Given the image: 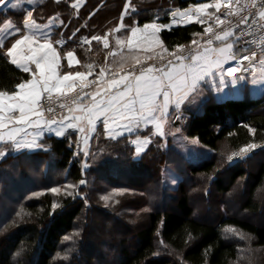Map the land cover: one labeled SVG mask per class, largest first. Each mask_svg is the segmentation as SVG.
I'll list each match as a JSON object with an SVG mask.
<instances>
[{
    "label": "trees",
    "instance_id": "trees-1",
    "mask_svg": "<svg viewBox=\"0 0 264 264\" xmlns=\"http://www.w3.org/2000/svg\"><path fill=\"white\" fill-rule=\"evenodd\" d=\"M177 1L181 8L191 3ZM143 15L138 24L151 20L150 15ZM8 16L19 25L22 12L10 11ZM167 21L161 19L160 23ZM203 32V26L195 22L162 30V55ZM77 53L82 58L79 50ZM24 79L27 75L0 53V91L11 93ZM204 93L198 109L183 111L187 116L185 136L211 151L201 162L182 157L168 135L155 136L149 131L139 133L141 141L145 136L151 140L139 156L129 143L135 134L115 140L94 134L88 140L87 157L72 131L62 138L44 136L37 143L39 148L17 153L0 145L7 149L0 158V211L5 214L0 220V264H73L85 244L84 227L94 216L124 219L134 230L131 247L127 246L128 236L116 241L118 261L109 256L102 264H264V217L261 223H254L230 212L223 200L214 199L215 219L208 222L194 216L196 208L189 197L193 192L208 203L213 191L225 195L237 181L249 180L238 209L249 214L261 211L255 197L264 189V161L255 163L254 169L249 165L264 157V89L251 97L245 85L239 98L223 100H216L212 91ZM245 125L255 133H249ZM249 143L260 148L227 163L232 152ZM162 167L179 176L175 187L164 186ZM218 172L226 176L225 181L218 178ZM80 180L86 183L81 185ZM65 184L76 185L67 190L72 195L66 194ZM8 186L14 197L4 209L2 199ZM52 188L60 192L53 193ZM74 232L79 236L63 240ZM110 244L102 246L108 254L113 251ZM84 259L90 264L93 257L85 255Z\"/></svg>",
    "mask_w": 264,
    "mask_h": 264
},
{
    "label": "snow or ice",
    "instance_id": "snow-or-ice-1",
    "mask_svg": "<svg viewBox=\"0 0 264 264\" xmlns=\"http://www.w3.org/2000/svg\"><path fill=\"white\" fill-rule=\"evenodd\" d=\"M33 6L32 8H24L23 5ZM35 0H0V9L3 10V22L0 25V49L4 50V55L9 62L19 68L22 72L28 73L31 78L24 79L17 83L14 92L0 91V143L11 144V147L19 149L27 147L29 149L39 148L40 145L35 141L25 144L22 139H18L21 132L26 133L28 128H44L49 131L55 127V135L61 137L64 135L65 121L67 128H76L75 122L86 121L91 130H95L96 122L102 119L104 126V135L107 139L115 140L118 136H123L125 132L135 134V139L129 141L135 147L137 154L141 153L145 144H151V140L145 136L141 143L142 131L147 130L149 122L155 121L157 130H161L162 124L168 121L172 115L170 106L175 109V120L182 119L181 106L190 100L193 93L198 91L200 83H207L206 77H212V86L217 91H221L227 84L226 77L231 78V83L235 85L237 81L245 80L243 73H253V83L255 79V62L257 55L252 52L251 55L237 56L233 52L235 41L228 42V38L234 35L231 23L221 29L214 31L211 25L204 28V33L211 35L207 39V45L213 44V39L220 42L222 47H205L202 52L195 54L189 53H170L175 58L169 60L166 65L145 66V62L153 59V55L147 54L152 52L153 45L163 48V44L155 39L158 32L169 27L165 24L156 22L146 23L141 28L138 22L125 24V17L130 13H135L136 8L132 6V0H125L123 11L120 15V22L109 32L103 35L82 36L78 35L80 29H76L71 36L64 38V34L60 33V39H56L53 32V23L56 18H52L47 23H38L34 17ZM75 7V5L73 6ZM226 9L225 18L215 15L219 13L221 8ZM235 7L239 10V24L245 25L251 29L257 26L264 31V0H235ZM23 11V27L18 26L9 18L10 11ZM211 10H215L214 12ZM236 14L233 10V0H211V2L197 3L186 9H177L169 13L173 21L186 19L189 23L203 24L205 20L217 21V26L226 24V17ZM63 25V21L57 28ZM83 27V26H82ZM124 31L127 33L125 39L117 38V45L123 49L127 44L129 50L125 56L123 52L119 53L121 59L119 68L122 74L117 78L113 75L109 79H105L108 68L102 67L96 78L89 80L93 75L94 65L87 64L88 72L79 70L71 71L74 61L77 60L75 49L68 50L65 46L68 41H79V45H91L92 41L102 43L105 49H109V37L112 33ZM249 32L241 30L237 40L249 35ZM14 40L10 43V47L5 41ZM262 47L261 52L264 53V36L260 37ZM195 43V41L193 42ZM247 43V41H246ZM59 45V49H57ZM138 51L146 53L141 56ZM244 51H247L245 49ZM112 56L118 53L109 50ZM66 58L68 68L66 73L60 72V60ZM230 61H235L236 67H228L224 65ZM245 62L252 65V68L244 66ZM131 63L132 68L128 72H123L127 64ZM259 63L264 65V59H259ZM35 66L34 68L32 66ZM135 65H140L137 70ZM240 72L241 75H237ZM219 78V84H216V78ZM78 89V90H77ZM88 89V91H85ZM94 89V90H92ZM75 93L73 102L76 108H68L69 115L62 116L59 120L53 117L51 120H42L44 115V106L41 104L43 97L47 96L50 100L52 94ZM162 97V100L158 98ZM61 108L66 105L61 104ZM48 112H53V108L49 106ZM18 113V115H17ZM79 113V114H76ZM7 114V119H5ZM144 125V128H141ZM248 132L254 134L255 129L248 127ZM4 129H9L8 138L5 140ZM84 132V127L77 129ZM178 132L179 129H176ZM163 135V132L160 131ZM257 145L249 143L239 149V152H233L228 156L231 161L234 157L244 158L247 153L254 150ZM7 154V149L0 147V158ZM85 157L89 155L88 151L84 152ZM88 165L85 164L84 168ZM85 180H80V184L84 185ZM66 194L72 195L69 189H75L76 185L65 184ZM51 192H60L59 188H52ZM77 195L79 193H76ZM107 200L108 197H102ZM57 207L52 205L53 210ZM149 211L148 208L144 209ZM227 231L235 233V230ZM79 233L74 232L72 236H64V241H70L73 237H78ZM244 238V237H242ZM248 239H251L248 237ZM163 244V241H161ZM159 253H157L158 255ZM19 255V253H17Z\"/></svg>",
    "mask_w": 264,
    "mask_h": 264
},
{
    "label": "crops",
    "instance_id": "crops-1",
    "mask_svg": "<svg viewBox=\"0 0 264 264\" xmlns=\"http://www.w3.org/2000/svg\"><path fill=\"white\" fill-rule=\"evenodd\" d=\"M125 3V0H35V11H34V17L36 18L38 23H47L49 20L52 18H56L53 23V32L54 36L56 39H60V33L64 34V38L66 39L68 36H71L76 29H80V33L78 35L82 36H91V35H103L107 32H109L112 28L117 26L120 22V15L121 12L123 11V4ZM75 5V7H73ZM194 5V4H192ZM132 6L136 8L135 13H130L125 17V24L133 23V22H138V18H142L143 14L150 15L151 20L146 21L142 24H139V26L142 28L144 24L146 23H160L161 19H167L168 21L165 23H160V24H165L168 25L169 27L163 29V30H168L172 27L175 26H183L188 24L189 22L186 19H179L177 18L176 21H173L172 18L170 17L169 13L172 11H175L177 9H186V8H181L178 5L177 0H132ZM24 8H32L33 6L30 5H23ZM0 12H3L2 9H0ZM14 12V11H11ZM15 12H22V18L18 26L23 27V16L26 14L23 11H15ZM11 19V17H9ZM63 21V25L60 26L59 28L56 27V25H59L60 22ZM3 20L0 22V25H2ZM14 22V21H13ZM15 23V22H14ZM16 24V23H15ZM200 24V23H199ZM83 26V27H82ZM161 32V31H160ZM160 32H158L155 36V39H158L161 43L160 39ZM127 33L124 32L123 30L121 32L117 33H112L109 37V49H105L102 43H98L96 41H92L91 45H79V41L76 40L75 42L73 41H68V44L65 46L66 49L71 50L75 49L76 51V56L77 60L74 61L73 68L71 71H76L79 70L81 72H88V69L86 67L87 64H92L94 65L93 68V75L89 77V80H92L96 78V73L100 71L102 67H106L109 69V71L106 73L107 75H115L114 71L118 72L117 70L120 71L119 68V63H120V55L119 53L123 52L125 56L128 55V48L127 44L125 43L123 46V49H121L120 46L117 45V38L123 40L125 39ZM15 37L11 38V40L5 41V44L10 47V43L12 40H14ZM235 41V39L232 37L228 38V42L232 43ZM163 44V43H162ZM223 45L220 42H216L214 46H200L196 49L194 54L196 52H202L205 47H222ZM57 49H59V45L56 46ZM236 43H234L233 47V52L237 55L236 53ZM77 50L81 52V57H79ZM109 50L118 53L115 57L109 54ZM165 48H161L158 45H153V50L150 53V55H153V57L159 56L163 53ZM0 53H4L3 49H0ZM137 54L144 56L146 53L142 51H138ZM9 60V59H8ZM232 61L229 63L225 64L224 67L229 65ZM61 68L60 72L66 73L70 69L68 68V63L67 59L63 58L60 60ZM15 66V65H14ZM136 66V65H135ZM16 67V66H15ZM33 68L35 67L34 65L32 66ZM132 64L129 63L126 65L124 69L131 68ZM17 68V67H16ZM19 69V68H17ZM20 70V69H19ZM110 72H113L112 74H109ZM24 73V72H23ZM27 75V79L31 78L28 73H25ZM105 76V79H106ZM119 78V75L116 76ZM208 82H201L198 88V91L196 93H193L190 100L184 103L181 106V112H182V119L177 121L175 120V109L170 106L169 111L172 113V115L169 117L168 121L164 122L162 124L161 130H157L155 127V121L149 122L147 126V130L149 131L150 134L155 135V136H162L160 134V131L163 132V134L168 135L170 138L172 135L175 136H185L183 127L184 124L186 123L187 116H185L184 112L185 110H196L198 109L199 105L201 104V101L203 100L204 97V92L209 90L213 92L212 89V77H206L205 78ZM107 80V79H106ZM227 80V79H226ZM228 81V80H227ZM216 84H219V78H216ZM229 85V82H227L226 86ZM246 89L251 97L252 94H250L249 89L247 84ZM243 85L241 88V92H243ZM16 90V89H15ZM14 90V91H15ZM13 91V92H14ZM263 91V90H262ZM261 91V92H262ZM260 92V93H261ZM55 94V93H53ZM214 94V92H213ZM242 94V93H241ZM256 97V96H255ZM159 100H162V97L158 98ZM77 105H75L72 108H76ZM79 114V113H76ZM18 115V113H17ZM69 115V113L67 114ZM5 119H7V114H5ZM42 120H44L41 117ZM74 124H76V128L69 129L67 128V121H65V127H64V135L67 132L72 131L76 135V142L81 146V148H84V146H88V140L90 137H92L94 134H103L104 138V126L102 119L98 120L96 122V128L95 130H91L89 126L87 125L86 121L84 122H75L73 121ZM79 127H84L85 131L80 132L77 129ZM144 128V125H143ZM176 129H179L177 132ZM8 131L9 129H4L3 130V135L5 137V140L8 138ZM144 132V131H142ZM63 135V136H64ZM127 135H133L129 134L127 132L124 133L123 136ZM171 135V136H170ZM44 136H53L55 138H62L58 137L55 135V127L53 130L49 131L47 127L44 128H28L27 132H21L19 134L18 139H22L25 144L31 143L35 141V144H37ZM123 136H118L117 138L123 137ZM87 138V145L84 144V138ZM116 138V139H117ZM144 140V139H143ZM183 140V139H182ZM187 141H193L194 139H186ZM143 143V141H141ZM75 145L76 143L73 142ZM1 146L4 147H11V144H2L0 143ZM38 145V144H37ZM147 144H145L144 147H146ZM171 145L173 146V142L171 141ZM174 147V146H173ZM11 149L17 153L20 152L24 149H28L27 147H21L19 149L11 147Z\"/></svg>",
    "mask_w": 264,
    "mask_h": 264
},
{
    "label": "rangeland",
    "instance_id": "rangeland-1",
    "mask_svg": "<svg viewBox=\"0 0 264 264\" xmlns=\"http://www.w3.org/2000/svg\"><path fill=\"white\" fill-rule=\"evenodd\" d=\"M204 2H211V0H201L198 2H196V0L195 1L191 0L192 4L204 3ZM211 11L214 12L215 10H211ZM215 15L218 16V13H215ZM163 56L164 55L161 54L159 56L153 57L152 60ZM259 59H264V58L260 57ZM152 60H148V61H152ZM117 71L118 72L114 71V73H116L115 76H118L121 73V70L120 71L117 70ZM112 73L113 72H110L109 74ZM225 79L228 80L229 85L228 86L225 85L221 91H217L212 86L214 97L216 100H223L226 98H239L242 93L240 87H242L245 84H247L249 92L250 94H252V96L254 97L258 96L260 92L264 89V65H261L259 62L255 65V79H256L255 83H253V73L249 76H246L245 80L237 81L235 85L231 83V78L226 77ZM141 128H143V125H141ZM185 138L189 139L183 135H181L180 137L175 135L171 136V141L173 142V146H174L173 148H175L180 153V155H182V157L187 159L189 162L197 163L207 159L210 156L211 151L209 149L198 144L195 140L187 141L185 140ZM83 141H84L83 145H87L86 137L84 138ZM161 147L163 148V146ZM82 149L84 151H87V146H84V148ZM144 150L145 147L141 151V153ZM141 153L139 154L136 153V154L137 156H139ZM236 161L228 160L227 163L233 164ZM259 161H264V157H257V159L252 161V163L249 165V169L250 168L254 169V164ZM160 175L162 177V182L164 186L168 185L169 187L170 186L175 187L177 185L179 176H177V174H175L169 168L162 167V170L160 171ZM216 175L218 176L219 179L223 181L226 180V176L224 174L218 172L216 173ZM29 178L31 179V176H29ZM136 182L138 181H134V183ZM248 185H249V180L246 181L243 180L241 182L237 181V183H235V185L232 187L231 191L225 195H220L216 191H213L212 200H210L208 203L202 202L198 198V196H196V194H194L193 192L189 193L191 204L196 208L194 216L198 218H202L208 222L214 221L216 211L213 201L214 199H221L223 200L224 203H226V206L230 212L237 214L239 217L248 218L254 223H261L264 217V189L262 190V192H259L255 197L256 201H258L261 205L260 212L256 214H249L246 212H241L238 209L239 204L241 202L240 200L242 199V197L246 195ZM155 189L157 188L155 187ZM7 191L8 192L6 193L5 198L2 199L3 203L1 206H3V208L5 205H9V203L11 202L12 199L10 200L9 198L14 197L13 193L10 192L11 190L9 186ZM150 196L153 197V190H151ZM237 196L241 198H238ZM170 206L171 204L168 206V208H170ZM3 208L1 207V209ZM6 208L7 206H5L4 209ZM4 217L5 214L1 213L0 211V220H2ZM133 233L134 230L130 227V225H128L127 222L124 221V219L119 218L115 221L110 217H102V216H97V217L94 216L90 218L87 225L84 227L85 244L81 248L79 260L75 261L73 264H86L84 259L85 255L93 257V260L90 264H102L101 261L108 260L109 256H112L111 259L113 261H118L119 257L117 251L119 248L118 245L115 244L117 243L116 241H118L122 237L128 236L129 240L127 246L131 247L133 245ZM104 243L106 244L111 243L110 245H113V251L111 254H108V251L102 247Z\"/></svg>",
    "mask_w": 264,
    "mask_h": 264
},
{
    "label": "built area",
    "instance_id": "built-area-1",
    "mask_svg": "<svg viewBox=\"0 0 264 264\" xmlns=\"http://www.w3.org/2000/svg\"><path fill=\"white\" fill-rule=\"evenodd\" d=\"M198 1H201V0H196V2H198ZM240 2L243 3L244 0H240ZM189 5L191 6L192 3H190ZM233 10H234V13H236V14L227 16L225 25L217 26V21H215V20H205L204 23L201 25L203 26V29L205 27L211 25L213 27L214 31L219 32V31H221V29H223L227 25L228 22H230L231 26H232V30L234 32L233 38L235 39L236 49L238 51H240V54L237 56L251 55L252 52H255L257 55V60L255 62V65H256L259 62L260 57L264 58V53L261 52L262 43H261V39H260L261 36H264V31L259 30L257 28V26H255V25L252 26L251 29H249L245 25L239 24L240 13H239V10L236 9V7H235V0H233ZM225 13H226V9H224L222 7L220 9V12L218 13V16H220L221 18H225ZM261 23L264 24V22H261ZM241 30H243L245 32H249L250 34L244 36L242 39L237 40L236 38L240 35ZM210 35H211L210 33H204L203 32L202 34L195 37L189 43L176 48L175 50L169 52L168 54L164 55L163 57L154 59L152 61L145 62V66L160 67V66L166 65L169 60H173V63H176L175 58L173 56L169 55L170 53H177V54L183 53L184 55H188L189 53L194 54V52L196 51V49L198 47L209 46V45H207V39ZM194 41H195V43H193ZM246 41H247V43H246ZM216 42L217 41H215L213 39V44L210 46H214L216 44ZM245 49H247V51H244ZM236 66L237 65H236L235 61H232L229 65H227L225 67V69H227L228 67H236ZM244 66L249 67L250 69L252 68V65L249 64L248 62H245ZM135 67L138 70L140 65H136ZM131 68L125 69V70H123V72H128L131 70ZM120 74H122V72ZM251 74H252L251 71L243 73V75H245V76H249ZM237 75H241V73L238 72ZM112 76L113 75H108L106 77V79H109ZM92 90H94V89H92ZM85 91H88V89H86ZM74 96H75V93L73 92V93L59 94V95L52 94V97L50 100L47 98V96L43 97L41 100V104L44 106V115L42 116V118L44 120H51L53 117H55L57 120H59L62 116H66L68 114V108H72L76 105L73 102ZM61 104L66 105V107L61 108L60 107ZM49 106H51L53 108V110H54L53 112L47 111V108ZM259 147H260V145H257V147L254 150L258 149ZM254 150H251L246 155H249ZM234 152H239V151H234ZM239 158L240 157H234L231 161H236Z\"/></svg>",
    "mask_w": 264,
    "mask_h": 264
}]
</instances>
